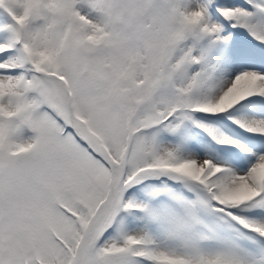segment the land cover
Returning <instances> with one entry per match:
<instances>
[{"label":"snow or ice","instance_id":"snow-or-ice-1","mask_svg":"<svg viewBox=\"0 0 264 264\" xmlns=\"http://www.w3.org/2000/svg\"><path fill=\"white\" fill-rule=\"evenodd\" d=\"M0 264H264V0H0Z\"/></svg>","mask_w":264,"mask_h":264}]
</instances>
